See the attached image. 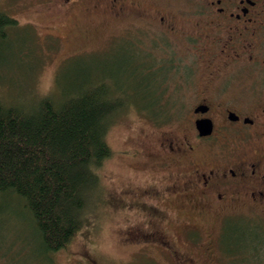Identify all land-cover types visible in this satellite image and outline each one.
Listing matches in <instances>:
<instances>
[{"label":"flooded vegetation","instance_id":"af4514ba","mask_svg":"<svg viewBox=\"0 0 264 264\" xmlns=\"http://www.w3.org/2000/svg\"><path fill=\"white\" fill-rule=\"evenodd\" d=\"M177 1L147 18L152 41L136 43L163 72L143 101L181 93L193 103L178 118L147 115L155 179L115 195L139 208L122 240L131 264H264V0ZM201 120L211 132L200 133ZM85 255L79 262L99 264Z\"/></svg>","mask_w":264,"mask_h":264},{"label":"rangeland","instance_id":"374dc122","mask_svg":"<svg viewBox=\"0 0 264 264\" xmlns=\"http://www.w3.org/2000/svg\"><path fill=\"white\" fill-rule=\"evenodd\" d=\"M61 2L0 0V10L17 22L8 27V38L0 45L3 104L26 105L43 95L58 99L65 88L82 86L93 76H102L111 85L136 84L140 79L130 77L124 69L132 56L127 42L136 44L142 38L152 41L156 27L147 18L179 4L177 0H126L124 10L114 12L108 0ZM177 89H170L173 95L180 93ZM180 94L166 106L157 105L165 113L154 111V115L150 107L137 106V100L122 108L111 122L106 140L112 154L100 167L99 195L92 201L82 229L51 254L50 264H83L79 256L84 258L89 252L99 264H131V245L122 238L139 208L131 202L119 204L115 195L123 196V189L129 185H143L147 180L153 183L155 174L147 167L150 156L144 153L153 141L145 132L156 134L157 130L151 128L147 115L153 114L159 121L163 114L169 120L178 118V110L187 113L193 101ZM6 198L0 202V264H45L39 258L44 254L27 211L15 195Z\"/></svg>","mask_w":264,"mask_h":264},{"label":"trees","instance_id":"16d2710c","mask_svg":"<svg viewBox=\"0 0 264 264\" xmlns=\"http://www.w3.org/2000/svg\"><path fill=\"white\" fill-rule=\"evenodd\" d=\"M16 25L14 17L0 10V45L8 38V27ZM130 44L132 56L124 69L140 79L132 86L93 76L82 86L65 88L58 99L43 95L26 105L0 102V202L14 195L21 201L45 264L87 221L101 188L100 167L112 154L106 132L122 108L139 99L136 105L150 107L151 113L166 112L157 106L160 102L143 101L158 90L155 82L163 72L154 65L159 62Z\"/></svg>","mask_w":264,"mask_h":264},{"label":"water","instance_id":"95a60500","mask_svg":"<svg viewBox=\"0 0 264 264\" xmlns=\"http://www.w3.org/2000/svg\"><path fill=\"white\" fill-rule=\"evenodd\" d=\"M197 128L200 133H209L211 132L212 126L210 121L201 120L200 122H197Z\"/></svg>","mask_w":264,"mask_h":264}]
</instances>
